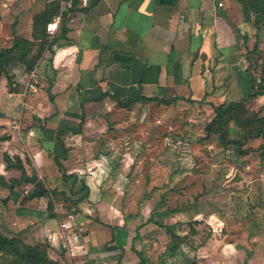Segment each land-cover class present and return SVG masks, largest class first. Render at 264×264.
Instances as JSON below:
<instances>
[{
	"label": "crops",
	"instance_id": "crops-1",
	"mask_svg": "<svg viewBox=\"0 0 264 264\" xmlns=\"http://www.w3.org/2000/svg\"><path fill=\"white\" fill-rule=\"evenodd\" d=\"M53 1L31 0L27 11L18 10L12 34L0 36V50L12 48L15 38L34 41V16ZM60 4L47 33L59 35L64 12H70L69 31L54 54L45 52L30 73L20 63L6 67L14 90L0 71V218L31 224V243H48L53 264H137L133 222L139 218H117L110 208L105 194L118 184L108 179L101 143L114 139L96 127L111 102L137 97L212 109L246 100L264 116V96L249 98L255 92L250 73L256 78L264 60L255 55L257 47L264 53V0H78L74 12L72 0ZM116 54L133 59L118 61ZM6 155L13 163L21 159L20 166L8 168ZM35 173L53 190L72 187L63 173L84 179L90 196L80 213L49 218L46 196L22 203L15 180Z\"/></svg>",
	"mask_w": 264,
	"mask_h": 264
},
{
	"label": "rangeland",
	"instance_id": "rangeland-1",
	"mask_svg": "<svg viewBox=\"0 0 264 264\" xmlns=\"http://www.w3.org/2000/svg\"><path fill=\"white\" fill-rule=\"evenodd\" d=\"M29 1L0 0V36L12 34L18 10L27 11ZM255 55L264 59L258 47ZM259 64L256 84L264 96V60ZM106 112L96 128L114 139L101 143V152L118 188L105 196L117 218H139L133 222L137 264H264L257 253L264 250V155L256 142L262 138L247 139L264 131L261 112L245 104L233 115L237 121L215 125L224 130L225 143L220 134H208L216 113L204 102H111ZM39 182L42 194L38 184L15 180L22 203L37 193L58 218L78 215L74 202L85 192L53 190L41 177ZM30 232L25 221L0 218V236L13 241L6 249L0 244V264H30L25 246L39 245L31 243ZM42 245L51 260V246Z\"/></svg>",
	"mask_w": 264,
	"mask_h": 264
},
{
	"label": "trees",
	"instance_id": "trees-1",
	"mask_svg": "<svg viewBox=\"0 0 264 264\" xmlns=\"http://www.w3.org/2000/svg\"><path fill=\"white\" fill-rule=\"evenodd\" d=\"M78 4V0H72V9L71 12L75 11V8ZM61 13V4H60V0H56L53 2H50L46 9L44 11H42L40 14H37L34 16L33 22H34V26H33V37H34V41H28L26 39L23 38H15L14 40V44L12 46V48H5L2 49L0 51V71L1 73H3L4 75H6L7 79H8V84L11 88V90H14V82H13V77L10 76L7 71H6V67L10 66L11 64H23L25 65V69L27 72H32L36 65L38 64V62L40 61V59L42 58V56L44 55L45 52H50L52 54H54L53 52V47L54 45H56V43L61 40V39H66L67 38V33H68V28H67V23L69 20V14L70 12H64L62 13L61 16V26H60V33L58 36H55L51 39V36L47 33V26L53 22V20L56 17H59ZM56 25H52L51 29L54 30ZM52 63V59L49 61ZM252 66V64H251ZM159 70V69H158ZM252 76V82H253V88H254V94L249 96V98L251 97H255L258 95H261V87H258L256 84V78L254 77V75L252 73H250ZM56 79V73L54 72L52 78H48V82H49V86L50 88L47 90V93L50 95V97L53 98L52 94H51V88L55 82ZM147 79L143 78L141 83H146ZM154 82H157V80H153ZM108 94L105 93L103 94L101 97H97L95 101H101L102 99H104L105 97H107ZM140 101H144V102H158L159 104L162 105H172L174 102L177 101V99L173 98V99H165V98H154V99H147L144 97H137L127 103H122L120 100L117 99V103L121 104L122 107H127L128 105H132L136 102H140ZM245 102L246 100H242L241 102H232L229 103L228 105H222L219 107H214L216 116L215 118L212 120V122L207 125L206 130L208 132V134H214V133H218L220 134V138L221 140L224 142V140L222 139L224 137V130L223 129H215L214 126L215 125H219L220 127L225 126L229 121H237V118L234 117V113L243 111L245 109ZM225 118V120H224ZM84 123V120L82 121L81 125H80V130H81V126ZM255 139V138H262L263 143H264V131H257L255 134H247V139ZM244 144H246V140H243ZM225 143V142H224ZM242 144V143H240ZM243 144V145H244ZM259 151L263 152L264 155V144H262L259 149ZM248 151H251L250 149H248ZM5 162L7 163V167L11 168V167H18L21 164L20 160H16L17 163H13L12 160L6 155L5 157ZM55 162L57 163V165L61 168L62 171V165L60 163V158L59 157H55ZM18 164V166L16 165ZM25 178H27V176H23L22 181H25ZM63 180L66 182L68 180H73L72 183V187L69 189L71 191V193H74V195H78L79 193L85 192L84 195L80 196L79 198H77V200L74 202V211L75 214H79V205L85 201H87L89 199L90 196V189L89 187L86 185V182L84 179H79L78 176L76 175H71L68 176L66 173H63ZM80 184V189L79 192L75 191L76 189V184ZM37 197H41L43 195H38L37 193L35 194ZM51 203H49L48 205V211H49V218H55L56 215L53 213L52 209H51ZM152 221V220H151ZM99 222V221H97ZM113 230H116L115 228H112ZM138 239V234L137 236L133 239V241H136ZM0 244L3 245V249H6L9 247V245L13 244V241L9 240L8 238L5 237H1L0 236ZM20 244V243H18ZM27 249V259L28 262L30 264H52V261L49 258V254L46 252V250H44L43 245L39 244L36 247H29V246H25ZM109 249H115V248H109ZM134 251H136L134 249ZM138 256H140V253H138ZM253 255L252 252H250L248 254V257L251 258Z\"/></svg>",
	"mask_w": 264,
	"mask_h": 264
},
{
	"label": "water",
	"instance_id": "water-1",
	"mask_svg": "<svg viewBox=\"0 0 264 264\" xmlns=\"http://www.w3.org/2000/svg\"><path fill=\"white\" fill-rule=\"evenodd\" d=\"M173 1L174 0H160V2L162 4H165V5H171L173 4ZM115 59L118 60V61H122V62H131L133 58L129 57V56H126V55H123V54H116L115 55ZM25 182L26 183H29V184H32V185H36L38 184V186L41 188V194L44 192V188L42 186V184L39 182V176L37 175H33L32 177H27L25 179Z\"/></svg>",
	"mask_w": 264,
	"mask_h": 264
},
{
	"label": "built area",
	"instance_id": "built-area-1",
	"mask_svg": "<svg viewBox=\"0 0 264 264\" xmlns=\"http://www.w3.org/2000/svg\"><path fill=\"white\" fill-rule=\"evenodd\" d=\"M69 7H71V4L70 5H68ZM31 88H33V89H35V86L33 85V86H31Z\"/></svg>",
	"mask_w": 264,
	"mask_h": 264
}]
</instances>
